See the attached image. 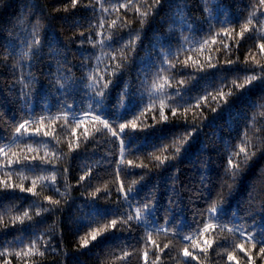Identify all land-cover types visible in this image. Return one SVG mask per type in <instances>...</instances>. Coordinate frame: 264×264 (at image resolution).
<instances>
[{
  "label": "trees",
  "instance_id": "16d2710c",
  "mask_svg": "<svg viewBox=\"0 0 264 264\" xmlns=\"http://www.w3.org/2000/svg\"><path fill=\"white\" fill-rule=\"evenodd\" d=\"M261 43V0H0V264H264Z\"/></svg>",
  "mask_w": 264,
  "mask_h": 264
},
{
  "label": "snow or ice",
  "instance_id": "6c2138e0",
  "mask_svg": "<svg viewBox=\"0 0 264 264\" xmlns=\"http://www.w3.org/2000/svg\"><path fill=\"white\" fill-rule=\"evenodd\" d=\"M72 2H73V6H75L77 0H72ZM159 2H160V0H154V3H155V4H159ZM261 3H264V0H261ZM126 6H127V5H120V7H126ZM115 23H116V21H112V24H113V25H114ZM245 30H247V27H246V26H245ZM241 35H243V33H241ZM35 43L38 44L39 41H35ZM259 47H260L261 51L264 52V43H261V44L259 45ZM229 63H231V61H230ZM210 66H214V65H210ZM257 78H258V75H252V76H250V77H246L244 83L238 85L237 87L240 88V89H243L246 85H249V84H251L253 81L257 80ZM233 84H235V81H233ZM105 87H106V86H105ZM228 95H232L231 91H229ZM219 98H220V99H224V102L227 103V100L225 99V94L223 93V91H221V92L219 93ZM205 99H207V97H205ZM212 99H213L214 101H217V107H219L220 105H219V102H218L217 97H216V96H213ZM212 111H216V108H213ZM173 113L175 114L174 110H173ZM76 118H78V117H76ZM96 118L99 119V117H96ZM161 118H162V119H166L165 117H163V112H161ZM102 123H105V127L108 126L106 122L102 121ZM153 126H154V125H153ZM24 127H25V124H20V125H19V128L17 129V132H19L20 129H23ZM125 127H126V125H120V130H121V132L123 131V129H124ZM133 127H135V125H133ZM36 131L39 132V129H37ZM193 131H195V129H193ZM113 135H115V133H113ZM0 151H3V149H0ZM176 151H177V153H179V152H180V148H177ZM240 154H243V159L240 160L239 163H233V157H235V156H239ZM254 155H255V153H251V152L247 151L245 147H240V148H239V153H233L231 156H229V158H228V165L230 166V169L226 168V172H228V171L230 170V171H231V174H232V176H233L234 178H235V177H238V176L241 174V172L243 171V168L247 166L249 160H250V159L252 158V156H254ZM156 159H157V160H160V157H156ZM160 162H161V165H163L164 161L161 160ZM10 163H11V162H10ZM53 179H54V177H53ZM6 187H15V186H13V185H6ZM19 187H20V191H25V189L23 188L22 185H20ZM27 191H28V192H32L33 189H32V188H28ZM53 203H58V201H53ZM146 207H147V206H146ZM210 211H211L212 213H217V212L219 211V209H218L215 205H213L212 208L210 209ZM24 216H28V213L25 212V213H24ZM129 219H132V217H129ZM112 224L115 225V224H116V221L113 220V221H112ZM205 230H207V229H205ZM97 235H98L97 232H93V233H92V236H91V239H92V240H96V239H97ZM82 243H83L84 246H87L88 241L85 239V240H83ZM257 243L262 245V246L260 247V249H259V252H260V253H264V234L260 235V236L257 238ZM239 247H240L241 251H243V245H239ZM253 247H255V245H253ZM183 254H184L185 257H190V256H191L192 259H196V257L192 256V254L189 252L188 248H184V250H183ZM17 255H19V253H17ZM147 255H148V254L145 253V259L147 258ZM232 258H233V257L230 255V256H229V259H232ZM248 259H249V261L251 262V260H252L251 256H249Z\"/></svg>",
  "mask_w": 264,
  "mask_h": 264
},
{
  "label": "rangeland",
  "instance_id": "374dc122",
  "mask_svg": "<svg viewBox=\"0 0 264 264\" xmlns=\"http://www.w3.org/2000/svg\"><path fill=\"white\" fill-rule=\"evenodd\" d=\"M81 117H83V118H85V117H88V118H95V116L94 115H92V114H86V115H81V116H78V118H81ZM3 150L5 149V147L4 148H2ZM2 151H0V153H1ZM186 238H189V237H186Z\"/></svg>",
  "mask_w": 264,
  "mask_h": 264
}]
</instances>
